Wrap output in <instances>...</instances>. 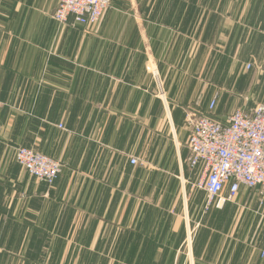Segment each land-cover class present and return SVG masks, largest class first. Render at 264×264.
Segmentation results:
<instances>
[{
	"label": "crops",
	"instance_id": "0c3cea01",
	"mask_svg": "<svg viewBox=\"0 0 264 264\" xmlns=\"http://www.w3.org/2000/svg\"><path fill=\"white\" fill-rule=\"evenodd\" d=\"M58 4L0 0V264H264V201L207 207L186 128L264 104V0H111L94 28Z\"/></svg>",
	"mask_w": 264,
	"mask_h": 264
},
{
	"label": "built area",
	"instance_id": "2783aa9c",
	"mask_svg": "<svg viewBox=\"0 0 264 264\" xmlns=\"http://www.w3.org/2000/svg\"><path fill=\"white\" fill-rule=\"evenodd\" d=\"M110 5L111 0H59L52 18L59 26L72 17L74 24L94 28ZM215 103L213 98L209 110ZM186 128L187 163L190 169H199L193 187L205 193L207 207L234 200L241 186L256 191L259 201H264V104L234 111L225 125L186 114ZM15 160L30 176L49 186L61 171L58 161L27 148H17ZM136 163V159L130 160L131 165Z\"/></svg>",
	"mask_w": 264,
	"mask_h": 264
},
{
	"label": "rangeland",
	"instance_id": "374dc122",
	"mask_svg": "<svg viewBox=\"0 0 264 264\" xmlns=\"http://www.w3.org/2000/svg\"><path fill=\"white\" fill-rule=\"evenodd\" d=\"M18 148H19V147H18ZM22 148H23V147H22ZM16 149H17V148H16ZM16 149H15V150H16Z\"/></svg>",
	"mask_w": 264,
	"mask_h": 264
}]
</instances>
